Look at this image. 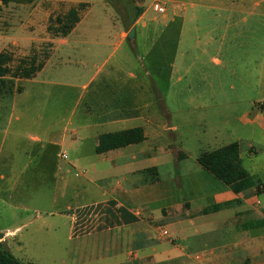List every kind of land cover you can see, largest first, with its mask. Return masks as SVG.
<instances>
[{
  "label": "crops",
  "instance_id": "0c3cea01",
  "mask_svg": "<svg viewBox=\"0 0 264 264\" xmlns=\"http://www.w3.org/2000/svg\"><path fill=\"white\" fill-rule=\"evenodd\" d=\"M12 1L19 3L24 1L30 3V6L38 1L48 2L54 7L59 2V0H10L3 3L1 0L0 7L3 12L7 11V5ZM15 6L18 10H25L24 8L28 5L17 4ZM162 7L165 8V12L160 13V18L148 17L149 11L142 8V14L135 22L131 23L132 18L123 27L111 26L105 31L96 26L82 27L83 18L80 17V22L69 35L53 39L56 49L60 46H71L72 50L77 45L93 46V49L87 48L86 50L92 53V57H98L101 53H105L103 50H108L111 46L109 40L116 36L119 44H123L132 28H135V38L132 40L135 41L137 26L140 25L141 45L145 54L143 58L139 57L137 60L144 73L141 76L134 73L127 75L133 82L140 78L141 81L148 83L155 98V110L150 111L148 104L141 107L133 103L132 96L135 97V93L126 91L129 88L126 83L119 84L118 90L112 89L110 83L119 80L117 76L122 70L118 68V62L104 74V66L108 64L112 52L102 62H80L78 70L66 61L65 69L68 70L69 78L79 81L82 80L80 76L86 74V80L82 84L83 90L102 78L101 88L97 89L85 103L87 117L98 114L95 118L96 122L88 125L89 131L86 135L81 132L80 128L70 130L67 126L55 141L49 142L63 147L69 139L73 140L71 145L68 144L75 152L73 161L67 163L65 167L58 165L52 174L50 171H44L45 166L33 172L26 170V177L40 179L53 177L56 179V195L58 193L65 195L68 193V188H73L70 177L84 178L81 182L77 180L78 187L74 193L83 197V201L88 199L91 202L77 203L75 206L67 205L66 212L64 210L59 212L71 218L70 240L91 238L94 241L93 251L92 249L86 251L85 247L78 251L79 259L107 257L109 264H212L213 262L223 264L225 258L238 257L242 252L248 253L247 256H249L251 253L246 244L253 243L254 245L264 239V212L262 215L255 208L257 204L262 205L259 196L253 195L256 188L235 193L226 185H220L212 192V205L192 209V200L175 198V192H171L167 188L169 186L164 187L161 168L165 167L166 163L160 162L174 156L175 166L184 164L186 171L185 162L191 160V154L177 145L173 133H171V143L165 142L164 145L159 146L158 141L163 138L165 131H177V126L171 124L174 113L166 106L165 99L171 92L174 98L180 96L174 87L170 86L167 94L160 87L166 65L170 68L166 78L175 85L184 76L187 77L188 69H185V75L181 74V67H186L187 58L193 59L189 65H198L201 55L206 56L210 54L209 51H215L225 61L227 60V64L232 65L235 61L230 57L229 51H264V0H165ZM39 8L40 4H37L36 10L41 13ZM28 17L31 19V15ZM107 32L110 35L106 36ZM78 33L80 35H77ZM104 34L106 35L103 36ZM13 44L18 43L14 41ZM193 51H200V53L193 55ZM50 58L51 55L34 78L24 81L35 80L46 70ZM68 61L71 60L68 59ZM210 61L219 63L213 57ZM229 73H233L232 70L221 69L214 74L210 73L205 76L200 74L199 77H202V81L208 85V91L210 90L208 97L212 95L228 97L227 91L235 88L233 85L229 86ZM263 79L259 71L256 81L254 79L252 83L247 82V86L240 82L247 90L251 89L256 97L253 100L252 112L246 113L249 119L247 122L259 124L264 130ZM214 83L218 85V91L213 90ZM66 86L75 87L73 83H68ZM240 101L249 102L252 105L251 98ZM157 105L159 106L158 111ZM98 109L99 113L96 112ZM3 112L5 114L7 110L4 109ZM4 114L0 115V119ZM135 127L143 128L145 141L101 154L96 152L99 137L102 134ZM32 139L35 142L41 141L37 136H33ZM152 146L155 148H151ZM40 147L41 149L46 148V144H41ZM179 154L184 155V158L179 159ZM57 157L60 158V154ZM149 169L156 171L150 173ZM196 171L199 179L203 182L208 180L206 177L209 176L206 173L208 171L202 167H196ZM11 177L18 178V174L12 165H8L1 170L0 181L5 182ZM200 184L202 185L201 181L196 184V189H202ZM259 185L264 187L261 179ZM12 191L13 189L1 192L5 197ZM159 197L161 200H158ZM165 198L170 201V204H163ZM3 199L10 200L9 197ZM227 202H235V204L216 212L208 214L203 212L208 207ZM262 207L264 208L263 205ZM155 209H158V214ZM221 211L228 213L219 216L216 220L217 213ZM204 215H211L208 221H213L212 226L202 224L199 228L203 230H196L197 235L193 236L186 246H182L180 240L170 238L166 240L168 243L159 249L160 239L164 240L169 235L164 225L169 227L172 223V225L180 226L179 230L182 231L184 230L182 226L194 225L197 217ZM156 224H158L157 227H155ZM17 229L8 231L6 234H13ZM160 230H164L166 234L163 235ZM158 233L159 237L156 236ZM2 239L4 241L5 238ZM227 249L229 251L224 256L219 255ZM71 253L67 251V256ZM232 253L237 255L234 256ZM230 261L228 259L226 263Z\"/></svg>",
  "mask_w": 264,
  "mask_h": 264
},
{
  "label": "rangeland",
  "instance_id": "374dc122",
  "mask_svg": "<svg viewBox=\"0 0 264 264\" xmlns=\"http://www.w3.org/2000/svg\"><path fill=\"white\" fill-rule=\"evenodd\" d=\"M21 2L12 1L7 5L6 12H3L0 7V52L5 50L3 52L12 56V69L16 68L22 60H29L32 57L37 59V65L45 62L50 55L51 58L46 70L35 80H16L14 91L7 93L0 100V115L4 114V109L7 110L0 119V172L4 167L12 165L18 174V178L11 177L5 182L0 181V242L22 264H109L107 257L102 259L78 258V251L84 247L86 251L91 249L93 251L94 241L91 238L70 240L71 218L59 213L62 210L66 212L67 205L75 206L77 203L91 202L88 199L83 201V197L74 193L78 187L77 180L81 182L84 178L70 177L73 188H68V193L65 195L61 193L56 195V179L26 177V170L33 172L45 166L44 171H50L52 174L58 165L65 167L75 157L74 150L68 145L69 143L71 145L73 140L69 139L63 147L49 142L55 141L67 126L70 130L80 128L81 132L86 135L89 131L88 125L96 122L95 118L98 114L87 117L85 103L97 89L101 88L102 78L83 90L82 84L86 80V74L80 76L82 80L79 81L69 78L68 70L65 69L66 61L78 70L80 62H102L112 52L108 64L104 66V74L118 62V68H122L117 76L119 80L110 83L112 89L118 90L119 84L126 83L129 86L126 91L135 93L132 101L136 106L144 107L148 104L150 111L155 110V98L150 91V85L141 81L140 78L133 82L127 75L134 73L141 76L144 73L137 60L139 57L143 58L145 54L141 45V26H137L135 41L126 40L120 45L116 36L109 40L111 46L108 50H103L105 53H101L98 57H92V53L86 50L87 48L93 49V46L77 45L74 50L71 46H60L56 49L53 42L56 36L49 32L48 27L56 17L63 16L71 8L78 7L80 4L85 5L80 9V17L83 18L82 27L96 26L103 31L109 30L111 26L123 27L130 22V17H136L139 8L140 10L147 9L148 17L160 18V13L154 11L153 5L157 2L162 6L165 0H134V2L133 0H59L55 7L49 5L48 2L38 1L33 6H30V3ZM14 4L28 6L24 8L25 10H18ZM37 4H40L41 13L36 10ZM131 6L133 8L128 10ZM30 15L31 19L28 17ZM108 32L103 36L110 35ZM14 41L18 44H13ZM209 52L210 54L206 56H200L198 65H189L193 59L187 58L186 67H181L182 75H185V69H188L187 77L184 76L175 85L166 78L170 72V68L166 65L163 73L164 79L160 82V87L165 94L171 86L180 97L174 98L171 92L165 99L166 106L174 113L171 124L177 126V131H165L163 138L158 140L159 146L164 145L165 142L171 143V133H173L177 145L191 154V160L185 162L186 171L184 164H180L181 168L175 166L174 156L160 161L166 163V166L161 168L163 185L164 187L169 186L167 188L175 192V198L192 200V209L212 205V192L217 186L224 185L208 172H206L209 175L206 176L208 180L203 182L199 179L196 167L201 166L197 159L203 151L216 150L238 142L242 166L252 178L259 181L261 179L264 185V130L259 124L247 122L249 119L246 113L252 112L253 100L256 97L251 89L247 90L242 86V83L247 86V82L252 83L254 79L256 81L259 71L264 78V51H229L230 57L235 61L232 65L227 64V60L225 61L215 51ZM199 53L200 51H193V55ZM212 57L219 63L210 61ZM221 69L232 70L233 73L228 75V83L230 87L233 85L235 88L227 91V98L220 95L208 97L210 95L208 85L199 76L200 74L203 76L214 74ZM150 70L152 71L151 68ZM68 83H73L75 87L66 86ZM217 86L214 83V91H218ZM17 87H23V92L19 94L16 91ZM248 98H251L252 105L249 102L240 101L248 100ZM156 107L158 111L159 106ZM96 112L99 113V109ZM33 136H37L41 141H33ZM41 144H46V148L41 149ZM63 153L67 154L66 159L62 158ZM58 154L60 158L57 157ZM200 181L202 189H196V184ZM259 188L255 189L253 195L259 196V201L264 206V192L262 191L264 187L260 185ZM10 189H13L11 194L3 197L1 191ZM59 192L62 191L59 190ZM7 196L10 200L3 199L8 198ZM158 200H161V197ZM164 200L163 204H170L168 199ZM262 205L257 204L255 208L263 215ZM155 210L158 214V209ZM227 213L225 211L217 213L216 220ZM209 216L211 215L197 217L194 225L185 224L182 226L184 227L182 231L179 230L181 227L178 225H172V223L169 227L164 225L169 235L164 240L160 239L159 249L167 244L166 240L170 238L180 240V244L186 246L191 238L197 235L196 230H203L199 228L202 224L212 226L213 221H208ZM157 226L158 224L155 225ZM16 228L18 229L15 233L6 234ZM156 236L159 237V233ZM246 245L250 250V257L247 256L248 253L242 252L238 257L225 258L223 264H264V239L254 245L253 243ZM67 251L72 253L67 256ZM228 251L229 249L219 255L224 256ZM228 259L231 261L226 263Z\"/></svg>",
  "mask_w": 264,
  "mask_h": 264
},
{
  "label": "trees",
  "instance_id": "16d2710c",
  "mask_svg": "<svg viewBox=\"0 0 264 264\" xmlns=\"http://www.w3.org/2000/svg\"><path fill=\"white\" fill-rule=\"evenodd\" d=\"M7 3L10 0H2ZM134 2V0H133ZM80 4L78 7L71 8L63 16L56 17L52 24L48 27L50 33L54 36H67L76 25L80 22V9L84 7ZM133 6L128 7L131 10ZM143 10L138 9L136 17H130L131 23L142 14ZM37 59L32 57L29 60H22L14 69L11 67L12 56L7 52L0 53V98L7 93L14 91L16 80H31L44 66V62L36 64ZM19 94L23 92V87H17ZM146 140L143 128L135 127L119 132L102 134L99 137L96 152L98 154L123 148L129 145L139 144ZM184 155L179 154V159H183ZM197 162L200 166L212 174L217 180L226 185L235 193L247 191L252 188H259L260 181L252 178L248 171L242 166L240 158V145L234 142L222 146L216 150L202 152ZM155 169H149L150 173H154ZM156 180V179H154ZM260 189V188H259ZM235 202H227L220 205H214L204 209V214L216 212L233 206ZM1 238V237H0ZM0 264H22L3 244L0 242Z\"/></svg>",
  "mask_w": 264,
  "mask_h": 264
},
{
  "label": "built area",
  "instance_id": "2783aa9c",
  "mask_svg": "<svg viewBox=\"0 0 264 264\" xmlns=\"http://www.w3.org/2000/svg\"><path fill=\"white\" fill-rule=\"evenodd\" d=\"M153 9H154L156 12H158V13H164V12H165V8L162 7L161 5H159V3H157V2L154 3V5H153ZM61 156H62L63 159H66V158H67V154H66V153H63ZM160 233H162L163 235L166 234V232H165L164 230H160Z\"/></svg>",
  "mask_w": 264,
  "mask_h": 264
},
{
  "label": "water",
  "instance_id": "95a60500",
  "mask_svg": "<svg viewBox=\"0 0 264 264\" xmlns=\"http://www.w3.org/2000/svg\"><path fill=\"white\" fill-rule=\"evenodd\" d=\"M135 38V28H132L127 35V40L132 41Z\"/></svg>",
  "mask_w": 264,
  "mask_h": 264
}]
</instances>
